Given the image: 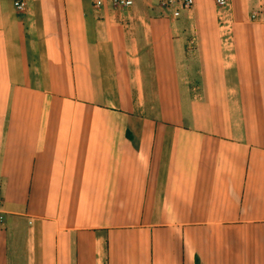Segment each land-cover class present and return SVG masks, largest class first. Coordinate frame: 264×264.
<instances>
[{"label": "crops", "instance_id": "0c3cea01", "mask_svg": "<svg viewBox=\"0 0 264 264\" xmlns=\"http://www.w3.org/2000/svg\"><path fill=\"white\" fill-rule=\"evenodd\" d=\"M261 9L0 0V264H264Z\"/></svg>", "mask_w": 264, "mask_h": 264}, {"label": "built area", "instance_id": "2783aa9c", "mask_svg": "<svg viewBox=\"0 0 264 264\" xmlns=\"http://www.w3.org/2000/svg\"><path fill=\"white\" fill-rule=\"evenodd\" d=\"M112 6L116 7H129L132 5L133 0H108ZM158 4L164 8L172 11V16L177 17L180 15L182 10L189 9L194 4V0H157ZM218 7L223 8L227 5V0H215ZM100 2H96L99 5ZM14 6L18 9H22L24 6L23 2H15ZM251 20L264 21V9L255 10L250 15ZM1 207V198H0ZM3 222V212L0 209V225Z\"/></svg>", "mask_w": 264, "mask_h": 264}]
</instances>
